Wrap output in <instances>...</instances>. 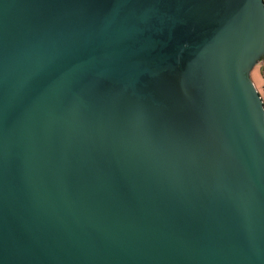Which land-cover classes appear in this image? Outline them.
Here are the masks:
<instances>
[{
	"label": "water",
	"instance_id": "1",
	"mask_svg": "<svg viewBox=\"0 0 264 264\" xmlns=\"http://www.w3.org/2000/svg\"><path fill=\"white\" fill-rule=\"evenodd\" d=\"M264 0H0V264H264Z\"/></svg>",
	"mask_w": 264,
	"mask_h": 264
},
{
	"label": "rangeland",
	"instance_id": "2",
	"mask_svg": "<svg viewBox=\"0 0 264 264\" xmlns=\"http://www.w3.org/2000/svg\"><path fill=\"white\" fill-rule=\"evenodd\" d=\"M250 77L260 93L264 103V59L260 60L252 69Z\"/></svg>",
	"mask_w": 264,
	"mask_h": 264
}]
</instances>
